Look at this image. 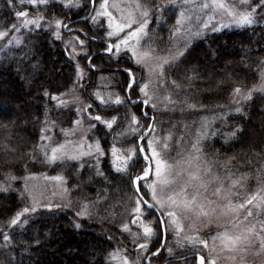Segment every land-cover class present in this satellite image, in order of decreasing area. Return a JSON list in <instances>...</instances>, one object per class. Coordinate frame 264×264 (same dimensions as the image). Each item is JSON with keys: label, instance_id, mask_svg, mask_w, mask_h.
Segmentation results:
<instances>
[{"label": "snow or ice", "instance_id": "snow-or-ice-1", "mask_svg": "<svg viewBox=\"0 0 264 264\" xmlns=\"http://www.w3.org/2000/svg\"><path fill=\"white\" fill-rule=\"evenodd\" d=\"M16 22L5 21L0 23V39H6L7 44H21L23 41L18 35L22 29L43 30L57 38L63 39L62 30L72 35L66 44L71 51L70 56L84 54L88 65L92 69L100 71L96 64L91 63L94 53L88 51V40L99 39L105 43L102 49L104 55L109 56L107 63L119 64L121 53L127 58L132 67L117 68L115 71L126 75L124 95L121 96L113 91L101 94L95 89L91 96L99 100L104 108L115 111L116 114L93 116V105L86 103L83 107H76V119L71 123L73 128L68 130L75 135L79 131L83 143L76 145L77 151L71 154L66 151V141L63 144L51 146L40 143L25 153L20 150L19 144L13 145L11 141V128L15 121L0 123V128L5 129V134L0 137V153L3 154V166L7 171L3 172L5 179L0 181V192L5 194L15 193L23 202L21 207H8L12 215L0 225V240L5 260L0 264H22V261L13 258L15 241L10 231H15L27 225L34 228L33 216L40 209H58L61 204L45 202L41 203L35 191L29 187L28 180L37 174L28 169L24 162L25 156L29 163L37 161V152L44 157L41 164L53 165L65 164L78 161L77 171L89 167L93 174L110 183L108 175L101 168L102 158H111V164L118 175L116 179L127 182L132 190V195L127 197L129 208V221L122 222L119 227L129 235L132 243L139 249L138 252L129 253V250L117 244L107 252V264H152L153 260L160 258L162 250H166L174 261V264H189V256L192 264H264V168L256 169L252 173L241 171L237 167V155H223L217 149L209 154L202 146V139L208 133L200 132L197 138L190 144V151L178 153L177 158L169 159L170 144L174 140L173 132H163V114L175 109V106L186 103L191 109L198 107L197 103H189V97L181 99L173 98V91L168 90L169 84L175 91L194 88V81L202 77L195 70H185L181 76V83L176 79H169L168 70L181 71L183 61L181 57L188 52L189 41L185 39L184 47L175 52L168 50L166 55H160L159 49L154 48L148 32L150 18L159 16L164 20L166 6H174L179 9L176 19V27L172 35L183 33L188 35H201L209 28V24L217 14L228 17L229 23L237 25H256L264 22V0H8ZM68 8L76 7L92 11L83 17L81 22L97 27L98 31L104 32L103 37L89 36L82 28L72 29L73 21L67 20L63 15H57V5ZM28 5L30 7H24ZM98 5V7H97ZM21 8L22 10H15ZM214 10L208 15L207 20L199 24H193V10ZM187 21L189 27L185 30L179 27ZM220 23L219 28L213 27L212 31H219L225 27ZM193 28L195 31H193ZM81 35L86 39H81ZM11 37V38H9ZM171 38V37H170ZM162 39V38H161ZM264 64V60L261 61ZM134 68L140 71L137 77ZM260 71V82L246 88L236 84L231 90L233 102L247 106L253 99L254 93H264V69ZM76 80L72 88L64 93H49L56 100L58 106L67 107L69 101L62 99L63 96L71 95L73 89H84L85 70L76 62ZM227 75V73H226ZM101 79H105L101 77ZM216 88H220L223 80H214ZM163 89V91H161ZM208 91H212L211 88ZM133 95L138 99L133 100ZM107 97V98H106ZM113 97H115L113 101ZM71 102L81 104V98L71 96ZM144 105L140 115L132 111L130 105ZM115 106H122L125 111L119 113ZM200 108L205 105L199 104ZM216 107H221L217 105ZM162 113L158 118L157 110ZM230 111L247 115L244 107L237 106ZM85 117H90L87 128L81 129ZM223 118V115L222 117ZM95 121L96 123H92ZM47 110L45 123L47 125ZM55 123L54 121L52 122ZM98 124L104 125L110 130L107 135L113 139L108 142L106 148L100 137L94 134L101 131ZM47 126L42 132H47ZM61 131H65L61 129ZM93 133L94 143L87 141L86 133ZM247 135L243 125L232 126V131L226 134L225 143L239 141ZM52 137L41 135V141H51ZM181 141L183 137L180 138ZM120 141L124 146H117ZM85 145L89 149L83 151ZM251 148V145H250ZM255 152V149H251ZM264 154V145L261 146L257 155ZM91 157L92 163L86 164L83 157ZM59 162V164H58ZM244 164L252 163L245 161ZM19 166L27 172V175L17 176L15 170ZM243 166V164L241 165ZM255 176L257 184L255 188L248 185L249 179ZM61 182V191H52V195H60L63 198L70 190L65 187L67 177L57 174L46 177ZM91 178H89L90 181ZM22 182L21 188H15L16 182ZM79 190V184L74 185ZM106 191V190H104ZM101 199V197H98ZM71 200L67 201L71 207ZM90 202L85 200L78 216H90L88 211ZM77 228L80 224L75 225ZM133 227L137 230L133 231ZM169 229L174 234L175 247H168L167 235ZM154 238H163L164 243L151 251L155 245ZM112 239V237H109ZM143 241V242H141ZM39 244L40 241H34ZM25 244L23 251L28 250Z\"/></svg>", "mask_w": 264, "mask_h": 264}, {"label": "trees", "instance_id": "trees-1", "mask_svg": "<svg viewBox=\"0 0 264 264\" xmlns=\"http://www.w3.org/2000/svg\"><path fill=\"white\" fill-rule=\"evenodd\" d=\"M156 2L159 3V0ZM83 7L68 8L58 4L56 11L57 15H63L67 20L74 22L70 25L72 29L82 28L89 36L103 37L105 33L98 31L91 21L87 25L81 22L82 18L92 10L91 7L83 10ZM166 7L167 10L164 13V16L168 15L166 22L161 21L159 16H153L148 29L151 40H146L149 43L157 42L156 46L162 47L163 50L168 49L172 44V39L169 40L167 33L171 34L174 26L168 23L172 7L171 5ZM15 10H21V8ZM13 12L14 9L10 7L8 0H0V23L16 22ZM25 33L27 36H24V39V31L18 34L23 41L21 44L0 52V123L15 121V126L11 128L10 142L13 145L19 144L20 150L27 153L41 143V135L46 133L42 130L46 126L50 131L49 127L53 125L54 130L57 131L58 128L70 124L76 118L77 114L72 107L58 106L56 100L44 93L47 91L55 94L68 90L76 80L77 61L85 70L86 79L82 81L84 86L91 85L85 98L93 105L95 111H100L105 116L111 109L104 108L100 101L90 93L99 89L102 94L113 91L123 96L126 75L115 69L132 67V64L128 62L123 53H121L119 64L107 63L109 56L102 53V49L106 46L105 43L99 39L88 40V51L97 54L91 61L101 69L97 71L89 67L79 48L77 49L79 54L75 56L68 54L71 48L66 47V44L72 35H80V33L62 31L63 39L53 37L46 28L29 30ZM81 39L86 38L81 35ZM187 40L189 41L188 52L181 57L183 61L181 71L168 70L169 79L185 83L181 80V76L185 70H191L194 66L202 79L194 81V88L191 90L175 91L170 84L168 90L173 91L174 99L182 100L188 96V102L197 103L198 107L191 109L184 103L175 106L173 111L163 114V131L170 129L174 136L173 143L179 140L185 146L190 147L198 136L197 131H201L200 128L203 127V121L216 115L223 106L230 102V93L236 84L249 88L260 82L259 69H264V64H261L264 60V22L256 25L223 28L220 31L208 32L192 39L188 37ZM134 71L139 78L140 71L136 68ZM101 77L105 79L102 80ZM214 80H223L224 84L216 88ZM97 84L102 86L98 88ZM209 88L212 91H208ZM137 99L133 95V100ZM199 104L205 105V108H200ZM217 105L221 107H216ZM129 107L140 115L143 105L137 104ZM241 107H244L247 115L235 111L229 112L222 122L214 123L209 127L208 135L202 139V146L209 154L218 149L221 158L223 155H237V167L241 171L252 173L256 169L264 168V154L257 155L261 146L264 145V93H254L252 101L248 102L247 106L244 103L241 104ZM115 108L121 114L125 111L122 106H115ZM46 110L47 125L45 123ZM147 110L150 111V109ZM111 114H116V112L111 111ZM156 115L158 118L162 115L159 109ZM236 124L243 125L247 135L242 140L225 143L226 134L232 131V126ZM109 131L97 132L106 148L108 142L113 139L112 135H107ZM4 134L5 129L0 128V137ZM181 137H183L182 141ZM116 143L117 146H127L122 145L120 141ZM251 149H255V152ZM40 154L37 152L38 156ZM3 158V154L0 153V181L5 179L3 172L7 171L2 163ZM249 160L252 163H243ZM40 161L29 163L28 157L24 158L31 172L48 170L51 173L66 176V183L73 197L90 202L88 208L90 216H78L77 213L80 211L67 206H61L58 209H40L38 214L32 218L35 222L34 228L30 224L15 231L9 230L15 241L14 259L22 261V264H107V260L104 259L107 252L117 244L126 247L129 253L139 251L129 235L119 227L121 218L129 215L127 197L132 195V190L126 181L116 179L118 174L114 171L110 157L101 160V168L108 175L110 183L94 175L89 167L77 171L78 161L65 164L58 162L59 166L54 164L52 167L41 164ZM84 161L86 164L92 163V159ZM15 174L24 176L27 172L17 166ZM89 178H91L90 181ZM77 184H79V190L74 188ZM256 184V178L252 176L248 185L250 188H255ZM14 187L21 188L22 182H16ZM9 206L21 207L23 202L15 193L0 192V225H3L12 215L8 211ZM77 223L81 227L77 228L75 226ZM36 239L40 241L39 244L34 242ZM162 241L163 238H154L152 243L155 247H152L151 251L154 252ZM2 244L3 241L0 240V252H5L6 249L2 247ZM25 244L29 246L27 251H23ZM167 244L175 251H180L175 247L170 230L167 235ZM169 259L171 257L167 251L162 250L160 258L153 260L152 264L166 262ZM167 264H174V261ZM189 264H192L190 256Z\"/></svg>", "mask_w": 264, "mask_h": 264}, {"label": "rangeland", "instance_id": "rangeland-1", "mask_svg": "<svg viewBox=\"0 0 264 264\" xmlns=\"http://www.w3.org/2000/svg\"><path fill=\"white\" fill-rule=\"evenodd\" d=\"M196 2L199 4L201 2V0H196ZM24 7H30V6L25 5ZM97 7H98V5H97ZM171 7H172V10L169 12V21H168V23L174 25L173 26V29L171 31L173 33L174 30H175V27L177 26L176 25V19L179 16V9L178 8H175L174 6H171ZM212 11H214V10H209V9L193 10V12L190 13L191 15H194L195 16V19L193 20V24H199L202 21L207 20L208 15H210ZM167 18H168V15L164 16L163 22H166ZM152 19H153V17L150 18L149 26H150V24L152 22ZM220 23H224L226 25L223 28H230V27H235V26H242V25H237L235 23H229L228 17L222 16V14H217L215 16V18L209 24V28L207 30H205L203 32V34H206L208 32H212L211 29L213 27L219 28ZM157 24H158V22H157ZM149 26H148V29H149ZM179 27H181L182 29H185L186 30L189 27L188 22L185 21L184 24L180 25ZM223 28H220V30H222ZM29 30H31V29H22L21 30V32L24 31V35L22 34L23 35V39H24V36H27V34L25 33V31H29ZM62 31L68 32V30H62ZM193 31H195L194 28H193ZM172 33L171 34H168L167 33V36L168 37H171L169 40L172 39V44L170 43L171 45H170V47H168V49L165 48L163 50L162 47H159L158 48L156 46L158 43L155 42V41H153L154 43L153 42L151 43L154 48H158L159 49V54L160 55H166L168 50H171V51L175 52L178 48L179 49H182L183 46H184V41L188 37H191V39H192L194 37H198V36H202L203 35V34H201V35H188V36H185L183 33H177L176 35H172ZM9 38H11V37H9ZM146 40H147V38H145V42H146ZM147 43H149V42H147ZM16 45H19V44L14 43V44L8 45L6 39H0V52H2L4 49H9L11 46H16ZM97 85H98V88H100L102 86V85H99V84H97ZM86 86H84V89L83 90L73 89L72 92H71V95H69V96H63L62 97V99L66 100V101H69L67 107H72L75 110V112H76V107H78V106L79 107H83L84 104L89 103L87 101V98H85V96H86V93L88 92V90H89V88H90L91 85L88 86V87H86ZM71 88H72V86L69 89H71ZM68 90H66V91H68ZM66 91H64V92H66ZM99 91H101V90H99ZM161 91H163V89ZM64 92H62V93H64ZM71 96H78V97H80L81 98V101H82L81 104H79V105L73 104L71 102ZM112 99L114 101L115 98H112ZM56 103H57V101H56ZM241 104H243V102H241ZM241 104L240 105L235 104L233 102L232 97H231L230 98V102L227 105L223 106L216 115H212V116L206 118L203 121V127L200 128L201 131H197L196 134L198 135V133H200V132H208L207 130L209 129V127L212 124L217 123V122H222V120L225 119V117L227 116V114L229 112L230 113L231 112H234V111H230V109H234L237 106H240L241 107ZM143 108H145L147 110V106H144L143 105ZM87 111H91L93 116H95L97 114H99L101 116H105L103 113H101L100 111H95L93 108L92 109H87ZM222 115H223V118H221ZM90 120H91L90 117H85L83 124L80 126L81 129L87 128L88 123H89ZM91 122L92 123H96L95 121H91ZM97 127L99 129L103 130V131L104 130L105 131L108 130L102 124H98ZM72 128H73V125H72V123H70V124H68L66 126H61L56 131V129L54 130V126L51 125L49 127L50 131L48 130V132H46L44 134L46 136L52 137L51 141H41V143L51 144V146L54 147L57 144H63L66 141H68L69 143L66 144V151H68L71 154L72 152L77 151V149H76V145L77 144L84 142L83 139H82V137L79 134V131H77L75 135L70 134L68 132V130H70ZM61 129H64L65 131H61ZM53 130H54V132H53ZM168 131H170V129ZM168 131L164 130L163 133H158V134H164V133H167ZM97 132H95L94 135L96 137H99V135H98ZM86 136H87V141L88 142L94 143L93 133L88 132V133H86ZM119 146L120 145H118V147ZM88 150L89 149L85 145L83 151H88ZM187 151H190V147H187L182 142H180L179 140L178 141L176 140L174 143L171 142V144H170V149H169L170 156L168 158L169 159L177 158V154L178 153H184V152H187ZM43 159H44V157H43L42 154H40L39 156L37 155V160H41L42 161ZM83 159L84 160H91L92 158L85 156V157H83ZM53 165H49V167H52ZM35 173L37 175L35 177H32L31 179H29L27 183H28L29 187L32 188L35 191V194L40 199V202L41 203L51 202V203L61 204V206H66L67 205V201L68 200H71L72 203H71V207L70 208L76 209L78 211H81L82 210L83 205H84V201L79 200V199L73 197V195L71 193V190L68 187L67 183L64 185L65 187H67L70 190V192L67 195H65L63 198H61L60 195H55V196L52 195V191L53 190H55L57 193H59L61 191V182L54 181V180H51V179H47L46 177H53V176H56L57 174H60V173H51L48 170L47 171H41V172H35ZM121 219H122V221L120 222V224L122 222H128L129 221V215H125ZM136 230H137V228L136 227H133V231H136ZM170 233H171V236H172V240L175 242L174 234L171 232V230H170ZM141 242H143V241H141ZM5 259H6V257L4 256V252H0V261H3Z\"/></svg>", "mask_w": 264, "mask_h": 264}, {"label": "water", "instance_id": "water-1", "mask_svg": "<svg viewBox=\"0 0 264 264\" xmlns=\"http://www.w3.org/2000/svg\"><path fill=\"white\" fill-rule=\"evenodd\" d=\"M162 243H164V240H163V242Z\"/></svg>", "mask_w": 264, "mask_h": 264}]
</instances>
